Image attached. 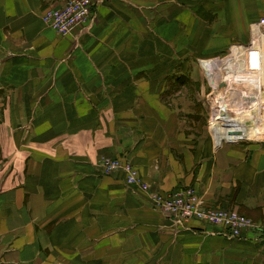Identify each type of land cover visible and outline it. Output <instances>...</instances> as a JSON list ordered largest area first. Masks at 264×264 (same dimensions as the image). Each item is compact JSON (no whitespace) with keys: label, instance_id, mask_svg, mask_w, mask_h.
<instances>
[{"label":"crops","instance_id":"1","mask_svg":"<svg viewBox=\"0 0 264 264\" xmlns=\"http://www.w3.org/2000/svg\"><path fill=\"white\" fill-rule=\"evenodd\" d=\"M96 1L64 36L43 13L66 0H0V264H264V228L180 225L152 197L192 187L264 224V142L212 145L170 89L190 38L248 37L264 0Z\"/></svg>","mask_w":264,"mask_h":264},{"label":"rangeland","instance_id":"2","mask_svg":"<svg viewBox=\"0 0 264 264\" xmlns=\"http://www.w3.org/2000/svg\"><path fill=\"white\" fill-rule=\"evenodd\" d=\"M93 2L94 5H96L97 1L93 0ZM193 6L197 8L196 5ZM94 8L95 6L93 7V13ZM263 20L264 18L259 21V24H254L255 26L248 37L244 39H235L230 42L227 47L225 46L222 48V43L219 42L218 37H211V47L206 44V49H202V41L204 38H199L197 35H194L189 39V47H192L193 51L185 53L180 50V67L177 73L172 74L175 79H178L175 83H179V85L174 84L175 86H170V89H174L175 94L183 95L182 97H179L177 102L179 109L183 113L188 111L193 112L191 118L196 119V127L206 131L205 134L209 135V142L212 145L218 146L225 143H240L248 145L257 142H264V133H262L258 137L252 139H239L233 142L223 140L221 143H218L215 134L211 129V121L214 118L216 111L219 110L221 105H223L222 99L224 96L226 99L229 96V99L235 98L237 101L243 103L244 110H250L249 107L251 101L247 96L251 94L250 92L245 94L248 91L245 83H240L239 79L235 78L237 72L234 67H231V65L229 66L228 64L227 66L226 60L231 57L234 47L243 48V51L253 47L252 44L255 40V28H258L260 32L264 34ZM180 27H182L181 23ZM203 27L204 26L202 25L201 28ZM211 34L213 36L214 33L212 32ZM179 38V43L181 45L183 36L180 35ZM222 41H224V39H222ZM203 61L213 62V67L210 69L212 70V76L204 67ZM189 62L193 63V70H186L183 68L184 64ZM255 94H260V92L257 90ZM262 111L264 113V109ZM231 114H233L232 117L235 118V113L231 112ZM246 114L242 115V118H244L245 124L250 125L249 127H251L254 125L251 119L252 115L249 113ZM130 186L133 187L132 185ZM150 188L151 187L149 186V193L151 192Z\"/></svg>","mask_w":264,"mask_h":264},{"label":"built area","instance_id":"3","mask_svg":"<svg viewBox=\"0 0 264 264\" xmlns=\"http://www.w3.org/2000/svg\"><path fill=\"white\" fill-rule=\"evenodd\" d=\"M93 0H67L59 7H50L43 13L44 22L59 34L72 35L82 25H88L93 18ZM264 24V20L262 21ZM101 171L111 174L121 171L126 181L133 187L149 191L138 168L130 161L118 157L103 156L99 160ZM154 204L168 212L178 224H186L198 220L213 225L228 238H240L243 233L252 228H264L236 209L214 208L205 204L195 188L186 187L168 195L153 194Z\"/></svg>","mask_w":264,"mask_h":264},{"label":"bare ground","instance_id":"4","mask_svg":"<svg viewBox=\"0 0 264 264\" xmlns=\"http://www.w3.org/2000/svg\"><path fill=\"white\" fill-rule=\"evenodd\" d=\"M255 40L251 49L243 51V48L234 47L230 58L226 60L228 66L234 67L240 83H245L248 90L245 94L250 99V110H244L242 102L235 98L225 96L222 99L223 105L216 111L211 121V129L213 130L218 143L221 141H237L239 139H252L264 133V34L258 28H255ZM203 65L210 73L213 62L203 61ZM260 94H255L257 90ZM234 102V103H233ZM235 113V118L232 117ZM251 114L254 123L251 127L245 124L242 115ZM237 115V116H236ZM247 115V114H246Z\"/></svg>","mask_w":264,"mask_h":264}]
</instances>
